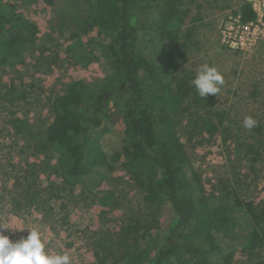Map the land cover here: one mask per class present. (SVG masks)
<instances>
[{"label":"trees","instance_id":"1","mask_svg":"<svg viewBox=\"0 0 264 264\" xmlns=\"http://www.w3.org/2000/svg\"><path fill=\"white\" fill-rule=\"evenodd\" d=\"M67 1L81 15L69 36V57L81 62L92 55L95 43L91 47L93 41L84 43L83 39L96 29L99 37L108 41L107 52L102 55L111 72L88 85L73 81L63 94L49 100L53 121L63 128L65 139L47 142L52 155L45 154L2 180V190L11 198V210L43 211L51 202L69 199L66 191L72 192L78 184L89 188L92 181L103 180L104 169L111 167L109 162L125 155L131 163V178L152 214L129 217L116 231L99 228L91 232L88 246L93 264H174L176 259L185 264H232L234 252L225 247L224 238L228 237L219 233L217 224L227 209L234 224V237L228 240L247 257L264 250V201L245 202L233 188L208 194L190 167L184 146L177 141V147L172 148L161 125L162 119L171 122L177 140V126H182L187 142L195 136L204 142L205 136L209 140L219 128L225 129L224 111L206 110L212 108V98L198 95L191 83L194 72L183 68L195 25L201 23L211 2L163 0L159 5L156 0ZM102 2L110 11L97 23L94 9ZM236 5L234 14L243 24L256 21L249 0H237ZM34 27L13 12H0V66L24 63L27 48L35 42ZM156 80L159 86L153 88ZM25 98L14 82L0 92L3 111L9 113L7 124L19 136L29 134L35 152L41 149L46 153L37 142L44 135L47 138L49 130L36 133L15 110ZM116 119L122 121L124 145L108 159L101 149L98 129L103 124L114 125ZM226 139L224 136L222 140ZM35 152L32 154L40 156L41 152ZM44 175L47 180L59 178L61 183L49 181L42 186ZM111 199L102 198L105 207ZM165 204L169 205V217L161 230L156 214Z\"/></svg>","mask_w":264,"mask_h":264},{"label":"rangeland","instance_id":"2","mask_svg":"<svg viewBox=\"0 0 264 264\" xmlns=\"http://www.w3.org/2000/svg\"><path fill=\"white\" fill-rule=\"evenodd\" d=\"M156 2L162 5L163 0ZM209 2L212 8L207 7L203 20L195 25L183 68L193 71L195 76L199 66L208 63L221 72L224 83L217 96L208 95L213 106L206 110L210 113L224 111L225 129L219 128L209 140L205 136L204 142L199 136L187 142L182 126H177V140L171 122L162 119L161 125L172 148L177 147L178 142L184 146L190 167L199 175L208 194L213 191L218 195L224 193V188H233L243 201L258 204L264 201V21L245 33L236 23L237 0ZM94 10L98 23L107 17L110 6L102 2ZM0 12H13L21 21L23 19L36 28L35 42L32 48H27L24 63L0 66V92L14 82L26 96L15 109L17 115L26 118L36 133L49 130L48 137L44 135L37 142L46 148V153L36 149L41 152L40 156L33 155L31 136H19L10 129L7 124L9 113L3 111L0 103V226L20 230H4V234L17 237L26 236L27 229L39 228L47 252L68 254L72 257L71 264H93L88 246L91 232L99 228L116 231L129 217L146 218L152 214L146 209L142 193L131 178V163L125 155L116 162H109L111 169H104L103 180L92 181L87 185L89 188L78 184L72 192L66 191L69 199L51 202L43 211L34 208L12 211L10 195L2 190L1 182L8 174H17L18 168H27V163L36 162L45 154L52 155L47 142L65 139L63 128L53 121L49 100L63 94L73 81L88 85L110 74L111 65L102 55L107 52L108 41L101 39L94 29L83 39L84 43L93 41L91 47L95 43L92 55L83 57L81 62L70 58L72 51L67 52L71 44L69 36L81 15L67 0H0ZM156 18L155 13L153 20ZM188 22L187 19L183 24V30ZM233 38L237 41L231 44L235 41ZM159 55L156 52V56ZM140 74L143 76L142 72ZM158 82H154L153 88L159 86ZM246 116L257 122L251 130L243 127ZM185 119L184 115L182 122ZM122 129L121 119H116L114 125L103 124L98 129L101 131L100 146L108 159L123 148ZM224 136L226 142L222 140ZM41 181L42 186L49 185V181L61 183L59 178L53 176L47 180L45 175ZM107 196L115 203L105 207L102 198ZM221 214L217 220L218 229L228 237L224 238L227 241L225 247L234 252L231 263L262 264L264 250L247 257L236 243L228 240L234 237L232 213L227 209ZM168 217L169 205L165 204L156 214L161 230L166 227ZM174 264L185 263L176 259Z\"/></svg>","mask_w":264,"mask_h":264},{"label":"clouds","instance_id":"3","mask_svg":"<svg viewBox=\"0 0 264 264\" xmlns=\"http://www.w3.org/2000/svg\"><path fill=\"white\" fill-rule=\"evenodd\" d=\"M191 83L198 95L205 99L209 94L218 95L224 79L217 67L203 63ZM256 123L251 116H246L243 127L251 130ZM4 230L20 231L0 226V264H71L72 257L68 254H50L46 251V243L39 228L27 229L26 236L18 237L4 234Z\"/></svg>","mask_w":264,"mask_h":264},{"label":"built area","instance_id":"4","mask_svg":"<svg viewBox=\"0 0 264 264\" xmlns=\"http://www.w3.org/2000/svg\"><path fill=\"white\" fill-rule=\"evenodd\" d=\"M251 5H252V9L253 11L256 13L257 15V19L255 22L252 23H247V24H243L239 18L236 16V23L238 28H241L243 30V32L248 33L250 28L252 26H254L255 24L259 23L262 24L264 21V0H249ZM235 41L232 42L231 44L235 43L237 40L236 38H233ZM232 47V46H231Z\"/></svg>","mask_w":264,"mask_h":264}]
</instances>
